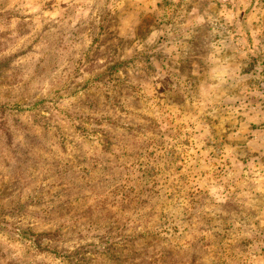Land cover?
<instances>
[{"label":"rangeland","instance_id":"rangeland-1","mask_svg":"<svg viewBox=\"0 0 264 264\" xmlns=\"http://www.w3.org/2000/svg\"><path fill=\"white\" fill-rule=\"evenodd\" d=\"M0 264H264V0H0Z\"/></svg>","mask_w":264,"mask_h":264}]
</instances>
